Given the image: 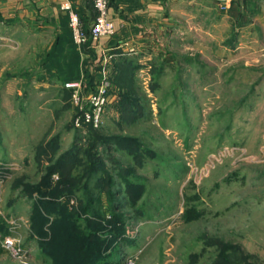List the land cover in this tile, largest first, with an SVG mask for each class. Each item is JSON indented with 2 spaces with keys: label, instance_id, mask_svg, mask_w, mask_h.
Returning a JSON list of instances; mask_svg holds the SVG:
<instances>
[{
  "label": "rangeland",
  "instance_id": "obj_1",
  "mask_svg": "<svg viewBox=\"0 0 264 264\" xmlns=\"http://www.w3.org/2000/svg\"><path fill=\"white\" fill-rule=\"evenodd\" d=\"M174 19L152 54L81 49L75 72L0 38V264H264V0Z\"/></svg>",
  "mask_w": 264,
  "mask_h": 264
},
{
  "label": "crops",
  "instance_id": "obj_2",
  "mask_svg": "<svg viewBox=\"0 0 264 264\" xmlns=\"http://www.w3.org/2000/svg\"><path fill=\"white\" fill-rule=\"evenodd\" d=\"M65 0H0V38H13L19 43L34 42L43 48H68L72 35ZM92 27L96 11L92 0H70ZM194 0H111L109 15L116 33L100 41H91L89 48L102 60L105 51L114 50L116 57L152 54L158 32H172L174 17L189 10ZM210 2L212 0H202ZM123 54V55H122ZM83 56V54H82ZM115 57V58H116Z\"/></svg>",
  "mask_w": 264,
  "mask_h": 264
},
{
  "label": "built area",
  "instance_id": "obj_3",
  "mask_svg": "<svg viewBox=\"0 0 264 264\" xmlns=\"http://www.w3.org/2000/svg\"><path fill=\"white\" fill-rule=\"evenodd\" d=\"M230 0H219L223 9L227 8ZM93 7L96 11V18L91 29V36L94 41H100L104 37H112L116 33L114 22L111 20L109 11L111 0H92ZM62 9L70 13V26L73 30L74 38L79 46H82L87 41L81 20L78 13L74 10L73 4L70 0H65L62 4ZM107 89H102L95 93L91 98L90 113H85L84 116L79 117L77 125L79 127L85 124H92L97 126L100 121V115L103 107L106 105ZM82 124V125H81ZM81 125V126H80Z\"/></svg>",
  "mask_w": 264,
  "mask_h": 264
},
{
  "label": "trees",
  "instance_id": "obj_4",
  "mask_svg": "<svg viewBox=\"0 0 264 264\" xmlns=\"http://www.w3.org/2000/svg\"><path fill=\"white\" fill-rule=\"evenodd\" d=\"M110 5H111V3H110ZM74 10L79 15L83 30H84L85 34L87 35V41L81 47L76 43L75 38H74V34H73V30L70 26V13L68 11V24H69V28L71 30L72 41H73L72 43L73 44H72V46H68V48H64V47L63 48H56L55 51H58V50L60 51V54L66 58V61H68L67 63H71L73 65L72 70L75 72V69L78 68V64H80L79 60H81V56H82V50L81 49H83V51H87L90 54V56L93 53V51L89 48V45L91 44V41L93 39L91 36L92 27L88 28L86 26V23H85L83 17L75 9V7H74ZM123 61H126V59L125 60H120V58L118 59V62H120V63H122ZM88 62L98 64L100 62V60L99 59L97 60V56L94 54V56L91 57V59H89ZM72 182L73 181L66 175V172H64V173L62 172L60 181L57 182V184H55L56 187H55V190L53 192V195H54L53 199H56V197H62V195H66V194L73 192V190L75 189V186ZM48 185L51 186L52 184L50 185V183L48 182ZM77 251H78V254L83 253L82 249H80V248H78ZM220 258L222 259L223 264H232L229 255L222 254L220 256ZM89 261H90V258L86 259V257H84V258L79 257L78 264H89ZM83 262H85V263H83Z\"/></svg>",
  "mask_w": 264,
  "mask_h": 264
}]
</instances>
